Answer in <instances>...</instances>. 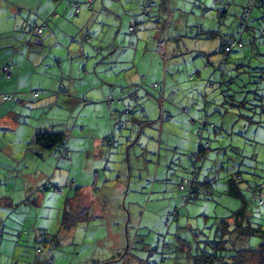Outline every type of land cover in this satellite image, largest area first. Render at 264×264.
<instances>
[{
    "label": "rangeland",
    "instance_id": "rangeland-1",
    "mask_svg": "<svg viewBox=\"0 0 264 264\" xmlns=\"http://www.w3.org/2000/svg\"><path fill=\"white\" fill-rule=\"evenodd\" d=\"M74 2L82 5L80 15H75ZM85 2L86 0H0V40L5 42L8 39L20 38L18 41L25 45L24 42L27 39L22 36L20 28L25 27V32L29 33L34 21L40 18V23L47 22L46 25L49 28L44 38L52 37L50 33L54 27L55 37L60 38L64 43L73 40L79 46L95 44L96 48L105 49L106 45L102 42L106 41L104 38L111 40L113 48L115 47L114 38L118 33L119 39L125 37L127 49L136 51V48L129 43L132 34L128 32V23L120 24V18H116V26H111L114 23L112 17L114 18L115 15L110 13L109 7L107 8L110 10L101 7L98 12V6L89 10ZM243 2L246 3L247 0H234L229 8L230 13L237 12L238 5ZM125 3L138 7L137 10L140 11L136 14L137 17L143 15L144 8L151 9L150 16L142 20L145 22L138 26L134 37V41L142 38L140 51H147L146 56L141 58L142 61L145 59L147 61L142 65L148 66L151 61L148 59L152 55L157 56L151 48L155 46L157 39H164L161 33L167 36L170 30L169 43L167 41L169 51L179 54L170 58V66L179 60L182 71L178 73L177 69L171 68L168 75L169 81L175 85L174 88L179 93L180 100L185 102L192 112H195V109H204L205 105L206 113L212 120L219 122L217 124L223 126L229 136L221 134L216 138V132L206 130L203 142L208 147L207 153L195 167L194 163L197 158L191 151L194 149L195 142H197L196 150H199V124L190 120L188 115L192 114L182 108L183 106L186 108L185 104H178L179 99H176L177 102L174 104L168 100L166 107L168 109L172 107L175 116L170 118L168 112L165 113V117L161 116V106L156 104V95L159 94L161 88L153 92L155 89L151 86L154 81L161 83L163 79H160L161 75L155 78L152 74V78L144 82L146 86L136 85L143 97L134 107L139 109L141 103H145L149 106L151 117L148 115L151 119L148 120L139 111L132 114V117L139 120L143 117L146 120L144 126L149 136V138L143 136L142 143L147 141L152 155L143 151V154L138 157L143 170L137 171V174L142 172L145 176L141 185L148 184L146 193L142 196L141 192L137 193L138 196H135L137 200L133 205L129 203L130 197L126 199L125 204L124 198L118 196L115 199L111 198L110 201L95 203L90 211L92 214L90 218L78 222L71 229H65L61 226L63 213L60 219L56 220L54 211L58 206L63 207L67 193L63 195V193L49 189L37 192L38 198L31 197L33 199L29 200V203L20 204L18 198L26 188L21 185L17 170H22L23 165L22 163L19 165L17 160L15 163H10V166L5 165L3 167L9 171L0 169V197L4 194L10 195L15 204L10 205V202H7L5 205L0 201V218H3L2 237L5 236L9 240V254L4 255L3 264L6 260L9 264H47L50 256L49 241L52 239L57 241L52 253L54 264H138L141 261L148 262L147 264H193V255L206 249L217 251L219 244L215 242L229 237L219 229V224L223 218L230 216L238 209L242 201L226 194L228 178L235 177L236 173L240 172L238 174L241 176H237L239 178L237 180H240L241 186L262 183L260 187H263L264 200V87L257 85L260 77L264 79V55L258 59H252L251 67H237L236 63L243 56L244 50H235L228 59V64L226 66L222 64L224 55L220 50L223 42L228 39L225 36V30L236 34L238 20L231 14L217 18L215 0H123L122 4ZM167 3V8L163 13V6ZM43 15L49 16L44 17ZM54 18L62 20L63 24L57 26ZM166 21H169L170 26L168 24L162 27ZM250 22L257 27L264 26V7L254 9ZM10 29L9 36L3 35L5 30ZM208 30H219L221 34L211 37ZM14 32L17 33L16 36L12 35ZM90 35L92 38L87 41ZM157 35L159 37H156ZM248 38V33H245L244 40L247 41V50L252 46ZM133 44L136 45L135 42ZM260 47V51L264 53V44ZM8 48L4 50L11 52L12 47ZM52 50L64 52L59 45H54ZM138 55L142 56L140 52ZM72 59L76 60V58ZM138 59L139 57L134 55V61L131 62L133 67L128 72L140 73L142 71L141 62L139 63ZM163 63L165 64L164 61ZM74 66L76 71H79L83 64L75 63ZM39 77L33 79L32 88L36 89L42 98L37 100L32 95V90H26L25 95L21 93L25 101L20 104V108L24 111L20 126L17 128L0 127V154L6 155V150L1 148L3 143H6L10 150L14 151V155H20L19 159L24 161L23 157L27 155L25 152L27 142L38 128L55 132L67 130L70 136V127L75 120L72 116L77 115L78 111L82 112L77 117L78 123L79 125L85 124L86 130L90 129L89 124L96 123V118L88 114L89 107L84 109L82 106L81 109L75 106L68 110L60 102L57 106L53 95L47 96L48 92L35 87ZM47 77L51 83H55L52 75L49 74ZM110 77L115 78V76ZM176 77H180L181 81L177 83ZM207 80L215 82L216 86L206 88ZM245 89L249 91H244ZM252 89L256 90L251 91ZM230 95H233V98ZM44 97L48 100L46 104H43ZM242 100L248 102L241 105ZM15 101L11 99L7 103L17 104ZM152 103L156 104L153 108ZM122 110L121 107L120 112ZM240 114H244L245 117ZM121 115L123 120L127 119L126 115ZM188 118L187 122L185 119ZM181 120L183 122H180ZM237 120L239 122L235 123ZM102 121L105 120L102 119ZM177 125L181 127L183 133ZM244 125L245 129L242 128ZM130 126H134L135 131L138 129L136 124H129L127 128H123V132L129 133ZM162 128L164 130L163 141ZM76 130L82 131L80 127ZM153 133H156L157 137H152ZM168 137L169 141H167ZM135 138L133 134L131 141L123 140L127 153L135 146L137 150L142 147L141 143L138 144L139 141L133 145ZM231 141L234 143L230 146ZM175 147L178 148L176 155L173 151L177 149ZM47 153L55 158L51 152L47 151ZM85 153L81 157L83 158L82 163L77 164L79 169L77 174L82 172ZM193 172L198 173L200 179L208 177L213 181L214 194L205 198L206 195L200 193L196 201L185 203L184 195L188 192L180 190L178 184L182 176L189 178ZM86 176L91 177L88 174ZM146 178H148L147 182ZM154 184L156 186L153 189ZM66 190L67 188L64 189ZM57 194L63 195L62 200ZM130 194L134 195L132 192ZM245 194L248 195L249 192L245 191ZM151 197L152 200L148 204ZM16 207L19 211H16ZM98 212H103L104 217L97 216ZM248 216L254 227L261 225L264 229V203L250 201ZM45 226L50 230L44 229ZM261 243H264V231L257 230L248 235V238L238 244L237 248L257 247ZM223 253L229 255L227 250ZM225 262L231 263L230 259Z\"/></svg>",
    "mask_w": 264,
    "mask_h": 264
},
{
    "label": "crops",
    "instance_id": "crops-1",
    "mask_svg": "<svg viewBox=\"0 0 264 264\" xmlns=\"http://www.w3.org/2000/svg\"><path fill=\"white\" fill-rule=\"evenodd\" d=\"M122 1L123 0H95L94 8L98 6V12H100L101 7H109L111 9L110 13H113L116 16H114L115 19L112 17L114 23L111 26H116V18H120V24H123L125 22V24L128 23V25L130 26L132 24L131 15H136L140 10H137L138 7L136 8L133 6H129L127 3L122 4ZM163 7L164 13L167 6L164 5ZM43 16L47 17L49 15ZM137 18L139 19V21H142L146 18V15H142L141 17ZM54 20L56 21L57 26L63 24L62 20H57L56 18H54ZM36 21L40 22V18ZM141 24L143 25L144 23L142 22ZM168 24L169 21H166V23L162 27H165ZM10 31L11 29L5 30L3 32V35L9 36L8 33ZM54 31L56 30L53 27V31L52 33H50L52 37L48 36L46 38L44 37L47 33L43 37L38 38L33 36L31 33L22 32V36H25L27 39V41L24 42L25 45H22L21 41H18V39L20 38L8 39L5 42L0 40V65L9 60H11L15 64L14 73L10 79H4V76H0V127L8 126L17 128L18 126H20L21 121H23L22 117L24 116V111L20 108V104L24 103L25 101V99H23L24 96H22L21 93L25 95L26 90H36L32 88L34 85L33 79L39 76L40 77L37 80L35 87L42 89L44 92H48L47 96L53 95L56 98L55 103L57 106L58 102H60L62 103V106H66V109L68 110H71L75 106H78L81 109L82 106L84 109L85 107H89L90 111L88 112V114H91L96 118V123L89 124L88 127H90V129L86 130L85 124L79 125L78 123L79 119L77 117H79L82 112L78 111L76 112V117L72 116L75 120L70 127V136L68 135L67 130H63V132H65L67 135L66 146L70 150V153L67 157H62L61 159H58L55 156V158H52V156L48 154L47 151L43 152L38 148H35V153H37V156H29L28 144L33 139L35 133L32 134L30 140H28L27 142V146L25 148V152L27 153V155L26 157H23L24 161L19 159L20 155L15 156L14 151L12 152L10 150V147L6 143H3L4 145H2L1 148L3 150H6V155L3 153L0 154V169L9 171L3 166H10V163H15L17 161L19 165L22 163L23 169H18L17 175L21 179V185H24L26 189L18 198L20 199V204L29 203V200L31 201V199H33L31 197L36 196L37 192L40 193L41 191L49 190H40L42 184L46 183L47 181H50L52 184L61 187L62 190L58 192H60V194L63 193V195L67 193V195L64 200L63 207L58 206L54 211V218H56V220L60 219L62 215L61 213L64 214L67 204H69L71 210H79L81 208L87 207L91 211L95 203L97 204L103 203V201H110L111 198L115 199L117 198L116 196H118L119 198H124L123 202L125 204L127 202L126 199L130 197L129 203L133 205L134 203H136L135 201L137 200V197L135 196H138L137 193L141 192L142 196L144 193H146V188L148 186L147 183H145L146 185H141L145 179V176L142 174V172L140 174H137V171L143 170L138 161V157L143 154V151H146L148 152V154L152 155V153H150L149 151L150 146L147 141L145 143H142L143 136H147V138H149L146 133L147 129H145L144 126L146 122L142 123L145 120L143 117H141L140 120L133 117L134 121L132 123L137 125L138 132L140 127L142 128V130H140V133L143 132V134H141L139 142L138 140H135L133 145L138 142L139 145L141 143L142 147L137 150V147L135 146L134 148L129 149L127 153V151L125 150L126 144L123 143V140L126 139V141L129 142L132 138L130 137L131 139H129L126 137L128 135L133 136L136 128L133 126L129 133L123 132L122 127H120L118 124V121L121 119L120 109L122 105L115 104L113 109H109L105 103V97L110 93L114 94L115 96L127 97L128 95L136 91L139 95L136 99L127 98L125 101L126 103H129L133 105V107H135V104L139 103L138 100L143 97L138 91V87H136V85L139 84V86H146L144 82L146 81V79L149 80L150 77L152 78V74L155 75V78L157 76L159 77L160 75L162 76V78L160 79H163V81L160 82H163V86H161L160 84L158 88H161L160 91L164 92L165 95H168L170 91L175 90V85L171 84V82L169 81V71L171 70V68L177 69L176 72L178 73H180V71L182 70L180 68L181 62H179V60H176L175 63H173L174 65L170 66V58L179 55L178 53H171L169 51L168 43L170 39V30L167 32V36H165V33H161L162 35H164V39H157L155 46L151 48V50L156 53L157 56L152 55V57L148 59L151 60L148 66L142 65V63H145L147 61V59L142 61V59L146 56L147 51H140V41L142 40V38H137V41H134L135 34H132L130 36L129 43L133 44V42H135L136 51H131L126 47L125 37H121L119 39V37H117L119 35L118 33L114 38L115 47L112 48L111 40L104 38V40L106 41L102 42L104 43V45H106L105 49H99L98 47H95V44L79 46L78 43L73 40L64 43L60 38L55 37ZM16 34V32H14V34L12 33L13 36H16ZM156 37L159 36L157 35ZM54 45H59L60 47H62L64 49V52H62L61 50H58V52H54L52 50V48H54ZM8 47H12L11 52H9V50H4ZM45 48L48 49L45 50ZM139 52L142 56L138 55ZM134 55L135 57H139V63L141 62L142 65V71L140 73L128 72V70L133 67V64H131V62L132 60L134 61ZM72 58H76V60H73ZM163 61L165 62V64L163 63ZM66 63H68V65H65ZM75 63L83 64V67L80 68L79 71L77 70L78 72L75 69ZM49 74L55 78L54 84L51 83L50 80H48L49 77H47V75ZM110 76H115L116 79L111 78ZM179 80L181 81L180 77H176L177 83L179 82ZM62 85H64V87H62ZM155 91L156 89L153 90V92ZM3 93H13L15 96L11 99H15V102H17V104L7 103L11 99L3 101ZM159 95L160 93L156 95V104H159L161 106V116L163 115V117H165V113L167 112L170 118L175 116V114L173 113L174 111H172V107H170L169 109L166 108L168 102L162 103V99L159 98ZM18 97L20 98L18 99ZM46 97H44L43 99H45ZM41 98V94L39 95V97H36L37 100ZM178 99L180 100V95H178L177 100ZM28 100L29 99H27V101ZM177 100L175 102H177ZM43 101V104H46V101L48 100L45 99ZM141 104L142 105L141 107H139V109L134 108V112H142L141 115L150 120L151 112L149 110V106H147L145 103L143 104V102ZM156 104L152 103V108L153 105ZM178 104L186 105V103L182 100H180ZM111 110L112 112H110ZM189 113L192 114L190 116L188 115L190 120H192L193 123L198 124L197 119L202 117L203 112L200 109H195V112H192V109H190ZM148 114L150 115V117ZM189 118L185 120H187L188 122ZM102 119L105 121H102ZM180 122H183V120H181ZM68 124L70 123L68 122ZM43 127L47 129V127L42 126V128ZM78 127H80V130H82L81 132L79 130H76V128ZM178 127L179 130L183 133L181 127ZM208 131L212 132L211 129H208ZM163 134L164 130L162 128V141L164 138ZM111 136L113 137V140L109 139V137ZM152 137H157L156 133H153ZM169 140L170 138L168 137L167 141ZM117 143L118 146H120L119 148H117ZM196 146L197 142H195L194 144V149ZM189 149H191V147ZM173 151L176 155L178 152V148ZM38 152H40L41 155H38ZM84 152H86V157L84 158L85 164L83 162L84 166L82 168V172L80 174H77L79 171L77 164L82 163L81 161H83V158L81 157H83ZM8 154H10V156ZM3 156H5V158ZM127 158L129 159L128 162ZM75 161L77 163H75ZM86 174L91 175V177L86 176ZM72 179H74L76 185L71 189L67 188L69 180ZM147 181L148 178H146V182ZM149 183H151V180H149ZM155 186L156 185L154 184L153 189ZM65 188H67L66 191H64ZM112 189H115V191H111ZM68 190L70 191L68 192ZM131 192L134 193L133 196L130 194ZM57 196L62 200L63 197L61 195L57 194ZM23 197L24 199H22ZM36 197L38 198V196ZM151 200L152 197L150 198L148 204H150ZM0 201L4 202L5 205H7V202H10V205L13 203L15 204L12 196L7 194H4L2 197H0ZM60 203H62V201ZM117 203L121 202L117 201ZM15 209L16 211H19L18 207H16ZM97 216L104 217V214L103 212H98ZM43 228L46 230H50V228H47L46 226ZM65 246H67V244ZM8 247V238L5 236H1L0 264H3L4 255H7V253L9 254ZM4 264L9 263L6 260Z\"/></svg>",
    "mask_w": 264,
    "mask_h": 264
},
{
    "label": "trees",
    "instance_id": "trees-1",
    "mask_svg": "<svg viewBox=\"0 0 264 264\" xmlns=\"http://www.w3.org/2000/svg\"><path fill=\"white\" fill-rule=\"evenodd\" d=\"M114 1H120V0H114ZM234 0H215V3L217 4L216 10H217V18H223L227 16L230 13L229 8H231V5ZM86 7L89 10H92L94 8L95 0H87L85 2ZM170 3V1H169ZM164 5H168L164 4ZM74 12L76 15H79L82 10V5L79 2L73 3ZM264 7V0H247L246 3H242L238 5L237 12H233L234 14H231L234 16L236 20H238V26H237V32L236 34L230 33V31L225 30L227 36V40H225L221 47V53L224 55V58L222 60V64L226 66L228 64V59L231 58L230 56L235 50H244L243 56L239 58L238 62L236 63L237 67H251V62H253L252 59H258L264 53L260 51L261 47L260 45L264 44V26L257 27L254 26L250 20L253 14V11L255 8H261ZM129 12V11H128ZM151 9L147 10L144 8L142 10V14L146 16H150ZM132 16V24L128 27V32L130 34H136L137 27L139 24L144 21H139L137 18V15H131ZM47 22L40 23L35 21L31 28L29 33H31L33 36L41 38L49 31L48 26L46 25ZM36 27H42L43 33L42 35H36L35 29ZM133 28V30H131ZM25 27H21L20 31L25 32ZM221 29V27H219ZM208 33L211 34V37H215L216 34H221V32L218 30H208ZM248 33V41L251 49L247 50V41L244 40V34ZM92 36L87 37V41H90ZM133 47L136 48V45L132 44ZM5 65H12L11 74L8 75L5 72L0 70V76H4L6 79H10L14 72V66L15 64L9 60L5 62L4 64L0 65V69H2ZM256 67V66H255ZM253 67V68H255ZM258 68V67H257ZM161 83L154 82L151 86L153 89H157L160 86ZM258 86L264 87V79L263 77H260V80L257 83ZM209 86L215 87L216 83L212 82L211 80H207L206 88ZM244 86V84L242 85ZM64 87V85H62ZM249 91L248 89H245L244 91ZM256 89H252L251 91H255ZM32 95L36 98L39 97L40 93L37 90H32ZM160 97L162 99V103L172 102L174 104L175 100L178 98L179 93H177L175 90L168 93V95H165L164 92L160 91ZM18 95V94H17ZM8 97L6 100H4V97ZM13 93H3L2 94V100L7 101L11 98H14ZM138 92H133L127 97L124 96H115L114 94H108L105 97V103L108 106L109 109H113L115 104H121L122 105V112L121 114H124L127 116L126 120H123V117L118 121V124L120 127L127 128L129 124H133L134 121L132 114L134 113V107L126 103L127 98H137ZM233 95H230L232 97ZM111 97V102H109V98ZM20 97H18L19 99ZM233 98V97H232ZM206 98V102H207ZM247 100H242L241 105H244L247 103ZM207 105V104H206ZM182 107V106H181ZM186 106V108L183 106L184 110L190 111V107ZM181 108V109H182ZM203 112V115L201 118L197 119V122L199 124L198 129V135L200 138V144H199V150L193 149L194 155L196 156L197 160L194 163L195 167L198 161L202 160V158H205V155L207 153L208 147H206L205 143L203 142V136L206 132V130L211 129L214 132L217 133L216 138H218L221 134H226L229 136V134L225 131V128L223 126H220L219 122L215 121V119H211L210 116L206 113V106L204 105V109H200ZM242 117H245L244 114H240ZM122 116V115H121ZM248 118V117H246ZM146 122L144 120L142 123ZM239 122L237 120L235 123ZM149 123V122H148ZM133 126H130V130ZM245 129V125L242 127ZM140 130L142 128H139L134 132V137L136 136L135 140L139 141V137L143 132L140 133ZM133 136H127L126 138H131ZM110 140H113V137H109ZM126 140V139H125ZM211 140V139H210ZM131 141V140H130ZM233 141L229 143L233 145ZM67 145V135L63 131H51V130H42L38 128V130L35 132L33 139L28 144V155L29 156H37V153H35V148H38L41 151H48L51 152L55 157L62 158L67 157L70 153V150L68 149ZM228 145V146H229ZM231 146V145H230ZM38 155H41L40 152H38ZM179 164V163H177ZM181 166V163H180ZM240 173V172H238ZM236 173V176L230 177L227 180L228 188L225 190L227 195L241 199L242 204L241 206L236 209L230 216L223 218V220L219 224V229L222 230L223 234L228 235L229 237L224 239L222 238L220 241H216L215 243L219 244V247L217 251H209V250H203L202 252L193 255V264H228L225 261L227 259H230L231 263L229 264H264V243L259 244L257 247H245L242 249H238L237 245L241 242L245 241L248 238V235L251 233L258 231L263 232L264 229L261 225H257V227L253 226L249 220L248 216V203L250 201H257L259 204H263V192L260 185L262 183H258L255 185H246L241 186L240 180L238 177L239 175ZM238 176V177H237ZM76 185V182L74 179L69 180V183L67 184V188H73ZM179 189L183 191H187V195L185 194L184 197L186 198L185 203L188 201H196L200 197V193H204L206 196L205 198L212 196L214 194L213 192V181L209 180L208 177L204 179H200L199 174L196 172H193L192 175L187 178L183 177L180 180ZM52 189L55 191H61L62 188L59 186H56L52 184L50 181H47L46 183L42 184L40 187V190H47ZM245 191H248L249 194H245ZM90 218V210L87 207L71 210V207L69 204L65 207V212L62 217L61 226L65 229H71L73 226H75L78 222L86 220ZM3 218H0V237L2 236L3 232ZM246 231V232H245ZM46 234V233H45ZM50 246L48 249V252L50 253V256L48 257L47 264H54V257L52 256V253L54 252V248L57 244L56 240L52 241L50 240ZM229 245V246H228ZM224 250L229 251V255H225L223 252ZM148 263V262H147ZM145 261H141L138 264H147Z\"/></svg>",
    "mask_w": 264,
    "mask_h": 264
},
{
    "label": "built area",
    "instance_id": "built-area-1",
    "mask_svg": "<svg viewBox=\"0 0 264 264\" xmlns=\"http://www.w3.org/2000/svg\"><path fill=\"white\" fill-rule=\"evenodd\" d=\"M131 30H133V28H131ZM43 33V28L42 27H36L35 29V34L36 35H42ZM1 71L5 72L6 74L10 75L11 74V70H12V65H5L2 69H0ZM8 97H4V100H6ZM109 102H111V97L108 100Z\"/></svg>",
    "mask_w": 264,
    "mask_h": 264
}]
</instances>
